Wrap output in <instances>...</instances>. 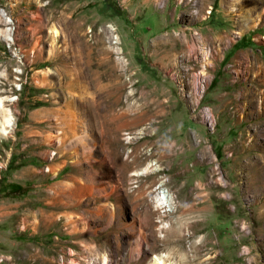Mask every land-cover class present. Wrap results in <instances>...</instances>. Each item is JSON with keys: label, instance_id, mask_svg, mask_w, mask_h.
Segmentation results:
<instances>
[{"label": "rangeland", "instance_id": "374dc122", "mask_svg": "<svg viewBox=\"0 0 264 264\" xmlns=\"http://www.w3.org/2000/svg\"><path fill=\"white\" fill-rule=\"evenodd\" d=\"M0 9V264H264V0Z\"/></svg>", "mask_w": 264, "mask_h": 264}, {"label": "bare ground", "instance_id": "6f19581e", "mask_svg": "<svg viewBox=\"0 0 264 264\" xmlns=\"http://www.w3.org/2000/svg\"><path fill=\"white\" fill-rule=\"evenodd\" d=\"M255 3V2H254ZM256 5V4H255ZM253 13V12H252ZM7 15L0 9V20H4L6 21V23H12L14 22L13 21V18H10V17H6ZM113 30H116L114 28V26H111ZM11 28L10 27H6L5 29H2L0 28V38H3V39H6L8 41H11L13 40V38L11 37V32H10ZM113 38L115 39L114 42L115 43H119V35H115L113 36ZM118 51H122V48L121 47H117ZM205 51V50H204ZM206 52V51H205ZM204 73V72H203ZM196 79V77H195ZM15 99L14 97H11V96H1L0 95V135L1 136H4V135H8L9 132L11 131L12 129V126L14 125L13 124V116L11 114V111L10 109L7 107V104L5 103V101H10V100H13ZM137 152L135 151L133 153V156L134 158L137 157ZM125 163H128V162H124V166H127L128 164H125ZM135 175H137V173H134ZM184 192V189L180 190L177 194V196L175 197L176 200L175 202L177 203V208L179 209H183L185 208V204L183 203V200L181 198V195L183 194ZM210 196V195H209ZM216 196V197H219L217 196L216 193H214L211 197H209L205 202H211L212 201V198ZM157 206L161 209L165 208V201L163 199V197H160L157 199V202H156ZM196 204H191L190 206L188 205L187 208H192L193 206H195ZM205 206L201 209L202 211L206 210V207H207V204H204ZM203 206V205H202ZM172 208L171 209H165V211L168 213L169 212V215L175 213V208H173V206H171ZM176 207V206H175ZM136 219L135 217L132 218V221H131V229L134 230L135 227H138V230H139V236H138V239H137V243H136V248L133 249L132 251V255H136L135 258H138L140 255L142 256L144 254V252H146L148 250V248H156V246L159 245L160 242H166L167 239L170 240V237L172 234H175V232H178L177 230V225L175 226V223H172V224H169L168 226L166 225H159V228H167L166 229V232L164 234H160V235H157L154 239V241H150V238H149V230H154L155 227H156V222L146 216V215H143L139 220H138V225L136 226ZM176 228H175V227ZM155 231V230H154ZM153 231V232H154ZM136 235V234H135ZM177 235V234H176ZM184 240H185V237H180V238H177L175 240H173L174 242L177 243V245L181 246V248L183 249V247L185 246L184 245ZM136 252V253H135ZM134 253V254H133ZM187 254H183V257H186ZM134 257V256H133ZM160 259V258H159ZM162 259V258H161ZM164 261V260H163ZM103 263L104 264H107V259L106 257L104 256L103 257ZM159 262L157 260H154V261H148L147 264H158Z\"/></svg>", "mask_w": 264, "mask_h": 264}, {"label": "crops", "instance_id": "0c3cea01", "mask_svg": "<svg viewBox=\"0 0 264 264\" xmlns=\"http://www.w3.org/2000/svg\"><path fill=\"white\" fill-rule=\"evenodd\" d=\"M46 155H47V153H45ZM2 213H4L5 214V216H8V214H9V211H2Z\"/></svg>", "mask_w": 264, "mask_h": 264}, {"label": "built area", "instance_id": "2783aa9c", "mask_svg": "<svg viewBox=\"0 0 264 264\" xmlns=\"http://www.w3.org/2000/svg\"><path fill=\"white\" fill-rule=\"evenodd\" d=\"M119 2H125L126 0H118ZM6 17H9V16H6ZM9 134H10V132H9ZM8 134V135H9ZM1 136V135H0ZM4 136H7V135H4ZM46 169H47V167H46Z\"/></svg>", "mask_w": 264, "mask_h": 264}]
</instances>
